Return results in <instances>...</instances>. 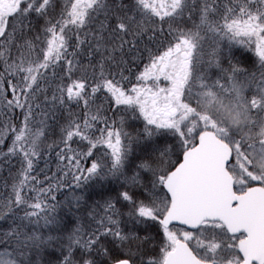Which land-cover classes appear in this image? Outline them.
Listing matches in <instances>:
<instances>
[{"label":"snow or ice","instance_id":"1","mask_svg":"<svg viewBox=\"0 0 264 264\" xmlns=\"http://www.w3.org/2000/svg\"><path fill=\"white\" fill-rule=\"evenodd\" d=\"M0 264H264V0H0Z\"/></svg>","mask_w":264,"mask_h":264}]
</instances>
